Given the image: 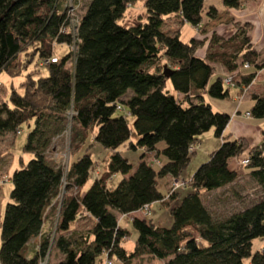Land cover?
Segmentation results:
<instances>
[{"label": "trees", "instance_id": "obj_1", "mask_svg": "<svg viewBox=\"0 0 264 264\" xmlns=\"http://www.w3.org/2000/svg\"><path fill=\"white\" fill-rule=\"evenodd\" d=\"M136 1L89 0L71 32L65 0H0V74L24 75L19 87L0 97V136L34 121L24 147L32 158L11 177L0 264H43L53 248L62 256L56 264H94L101 256L124 264L143 256L164 264H264V249L252 251L255 241L264 240V127L256 146L230 139L224 132L231 116L206 100L248 89L264 69V56L249 37L252 27L230 19L229 37L205 32L185 42L167 21L201 30L219 17L215 6L206 0H145L146 20L123 26L127 6ZM242 2L222 5L239 9ZM52 43L74 50L55 57ZM33 60L37 67L44 62L46 76L29 71ZM215 65L234 75L232 86ZM250 100L247 113L264 119V88ZM210 130L220 146L188 179L190 192L180 199L175 191L162 194L159 180H178ZM67 131L70 149L95 144L106 158L83 152L65 171L46 155ZM124 146L140 152L135 165L122 156ZM148 153L154 157L146 162ZM241 158L247 164L234 168ZM99 162L105 168L96 176ZM239 170L259 196L231 214L212 212L202 195L234 186ZM116 175L120 179L109 188ZM156 202L169 206L168 228L135 216ZM50 212L57 215V237L44 231ZM81 215L93 220L89 232H69ZM118 217L129 218L137 232L130 252L122 246L129 232Z\"/></svg>", "mask_w": 264, "mask_h": 264}, {"label": "rangeland", "instance_id": "obj_2", "mask_svg": "<svg viewBox=\"0 0 264 264\" xmlns=\"http://www.w3.org/2000/svg\"><path fill=\"white\" fill-rule=\"evenodd\" d=\"M76 1L74 4L75 8L68 9V15L71 19L76 20L78 19L84 12L85 5L89 0H74ZM145 0H137L131 5H128L124 17L120 24L123 26H130L137 24L139 22H144L146 20V12L143 7V3ZM207 5H215L219 11H223L222 14L218 13V18L209 23L208 25H203L201 30L197 28H192L189 25H178V23L175 20H169L167 21V28L172 29L175 31H179L181 40L187 42L191 38H202V35L200 33H207L206 37L210 35L212 27L216 24H218V28L216 29V34L222 36V37H228L233 33V25L231 23H228L230 15H232L234 18H238V20L242 22H249L253 25V41L255 47H257V44H259L257 41L256 35L261 32L262 28L264 27V19L261 15V10L264 7V0H256L255 4H249L252 0H243L242 5L239 9H227L224 8L221 4V0H206ZM69 2H72V0H65V4L68 5ZM70 4V3H69ZM249 4V5H246ZM247 9H244L246 8ZM242 14V15H241ZM237 20V19H236ZM233 21V20H232ZM229 25V26H228ZM232 27H231V26ZM206 28V30L204 29ZM204 29V30H203ZM199 32V33H198ZM52 53L55 57H62L65 53L68 51H73L74 47L71 46H65V45H58L56 43L51 44ZM203 50V49H202ZM201 51L197 52V56H200ZM264 56V55H263ZM23 58V55L21 56V59ZM32 66H30L29 71L33 75H36L35 77H44L46 76V70L44 68V62H38V67L35 64L34 60L31 62ZM67 66H70V63H68ZM216 70H219L221 67L218 65L214 66ZM253 70V69H252ZM222 76L224 79L226 77H232L234 79V75L227 74L224 70L222 71ZM233 79H231L233 81ZM24 80V75L21 77L16 78H9L6 74L1 73L0 74V97L5 96L9 91L12 85L15 87H19L20 83ZM255 87L248 88L244 91H237L235 96V101L237 104L241 103H247L246 101L249 100L251 97V93H258L260 90L259 85L261 83L259 81L256 82ZM169 87V88H168ZM167 88L170 89V86L167 85ZM255 89L256 91H253ZM232 90V89H231ZM18 91L22 92V89H19ZM206 100L208 102H211V105L214 110L221 107V100L211 99L208 96H206ZM248 104V103H247ZM224 107V106H223ZM243 114V113H242ZM243 123L247 124L248 126H254L257 123L262 122L264 124V119H254L252 117L241 120ZM131 125V121L129 122ZM264 126V125H263ZM34 128V121H30L28 124H24L21 126L19 132L16 134H5L0 136V225L3 220L4 215V208L6 204L9 202V195L13 188L11 177L12 174L16 171L21 169L22 166H24L31 158L32 155L27 154L24 151V147L28 140V135ZM229 135L230 139H234V137L231 134ZM233 136V137H232ZM134 140V135L131 138ZM245 139V138H243ZM246 140V139H245ZM247 141V140H246ZM252 141H256L253 139ZM70 139H69V132H64L63 135L59 138H55L50 147L51 152H49L46 156L52 161H55L57 165L62 166L64 170H67L68 165L70 162L77 157V155H81L83 152L86 153H92V157L96 160L102 161L106 158V152L101 150V148L98 145H91L90 147L86 148L85 145H78V150H72L70 149ZM247 143L249 146L250 144L248 141ZM220 146V139L214 137L212 130L208 131L207 133L203 134L201 136L200 142L195 146L194 155L191 156V161L187 167V169L184 171L182 176L178 180H173L170 178L159 180V190L162 194L166 193H172L177 192L178 198H182L190 192V188L186 184L188 182V179L191 177V175L196 171V169L203 163L207 162L208 155L218 149ZM76 147V146H74ZM85 147V148H84ZM120 151L122 152V156L126 158L130 164L135 165L138 161V158L140 156V152L137 150H130L128 148L121 147ZM154 154H146L145 161L148 162L150 159H153ZM246 160V158H241L239 161L234 162V168L243 167L245 166L243 164V161ZM54 163V162H53ZM104 164L99 162L98 166L95 168V175H100L102 173V170L104 171ZM241 171V170H239ZM239 178L235 182L234 186H228L225 188H221L219 190H216L214 192L205 193L202 195V200L208 208L220 215H228L235 211H238L246 206H248L253 199L255 200L259 196V191L256 188L255 184L245 175L241 172H239ZM120 179L119 175H116L111 178V180L108 181L107 185L109 188L114 187L118 180ZM92 180L89 179L87 184L84 187V190H86L89 185L91 184ZM83 190V191H84ZM167 200V197L165 198ZM137 216L146 219L147 221H151L154 225L158 227L168 228L171 223V216L169 214V206L164 203H153L151 205V208H147L146 211L138 212ZM56 213H48L46 216V226L44 227V231H49L51 233L52 237H57L59 234L57 233L55 235V226H56ZM120 221V225L122 228L127 229L129 232V237L125 239L122 243V246L127 251H132L134 241L137 237L136 230L132 227L131 221L129 218H122L118 217ZM93 224V220L87 216V215H81L78 217V219L73 222L70 225L69 232H77V233H87L91 229ZM68 232V233H69ZM66 233L65 235H67ZM36 243L35 240L32 241L31 244ZM255 249L257 250H263L264 249V240L261 241H255L253 244L252 251ZM61 254L55 250L54 248L51 251V254L47 256V258L44 260L43 264H56L59 259H61ZM101 259V262L99 261ZM124 264L121 261L113 258L108 259L106 257H99L96 259L94 264ZM130 264H164L162 261L158 259H152L147 256L139 257L136 259H133ZM245 264H248V261L245 262Z\"/></svg>", "mask_w": 264, "mask_h": 264}, {"label": "crops", "instance_id": "obj_3", "mask_svg": "<svg viewBox=\"0 0 264 264\" xmlns=\"http://www.w3.org/2000/svg\"><path fill=\"white\" fill-rule=\"evenodd\" d=\"M255 3H256V0H252L249 4L251 5V4H255ZM221 4H222V0H221ZM249 4H246V5H249ZM213 6H215V5H213ZM244 9H247V7L244 8ZM219 13L222 14L223 11H219ZM261 15H262V17L264 19V7L261 10ZM230 19L233 20L234 22H242V21L238 20V18H234L232 15H230L229 20ZM209 23H211V22H208L206 25H208ZM244 23H249V22H244ZM249 24L252 27V29H251V31L249 33V37H250L251 43L254 46V48H256L258 51H260L262 55H264V27L262 28L261 32L256 35V37H257L256 39L258 40L257 42L259 44H257V47H255L254 41H253V37H252L253 25L251 23H249ZM212 28L213 29L211 30L210 33H212V32L216 33V29L218 28V24L214 25ZM204 29L206 30V28H204ZM232 29H233V32H234V28L233 27H232ZM201 54H204V49L201 52ZM222 71H223V69H221V68L219 70H216V72L221 74V75H222ZM257 81H259L261 83V85H259L260 90L258 92V93H261L263 91V88H264V69H262L261 71L258 72V74L256 75L255 79L253 80L252 84L248 88L250 89V88H253V87L257 86L256 85ZM253 91H256V90L253 89ZM236 92L237 91L235 89L231 90L230 91V97L221 101V102L224 101V103H221L222 108L219 107V108L216 109L217 111L224 112V113H226V114L231 116L230 122L227 125L224 134L225 135L231 134V135H233L236 138H245L250 144H252L251 146H256L261 140V131H262L263 127H264L263 126L264 124H262V122H260V123L255 124L254 126H251V125L248 126L247 124L243 123V121H241L243 119H247V118L244 117V113L249 111V109L251 108L253 103H252V101L249 98V100L246 101L248 104L247 103L237 104L236 101H235V98H233V96H235ZM253 139H255L256 141H252ZM137 214H139V213H136L135 216L138 219H144V218H141V217L137 216Z\"/></svg>", "mask_w": 264, "mask_h": 264}, {"label": "built area", "instance_id": "obj_4", "mask_svg": "<svg viewBox=\"0 0 264 264\" xmlns=\"http://www.w3.org/2000/svg\"><path fill=\"white\" fill-rule=\"evenodd\" d=\"M74 2H75V1L72 0V2H69L70 4L68 3L67 8H68L69 10H70L71 8H72V9L75 8V7H74ZM72 9H71V10H72ZM76 22H77V20H73V19L70 18V24H71V25H70L69 28H70L71 32H74V30H75V26H76ZM55 61H56V60L53 59L51 62H55ZM231 79H233V78H232V77H226V78L224 79V81H223L224 84H225V85H228V86H232V80H231ZM244 117H245V118H250V114L246 112V113H244ZM247 162H248V161H247V159H246V160L243 161V164L246 165ZM146 210H147V209L145 208L144 211H146ZM108 264H110V262H108Z\"/></svg>", "mask_w": 264, "mask_h": 264}, {"label": "water", "instance_id": "obj_5", "mask_svg": "<svg viewBox=\"0 0 264 264\" xmlns=\"http://www.w3.org/2000/svg\"><path fill=\"white\" fill-rule=\"evenodd\" d=\"M166 72H167V68L164 67V71H163V73L166 74ZM166 75H167V74H166Z\"/></svg>", "mask_w": 264, "mask_h": 264}]
</instances>
